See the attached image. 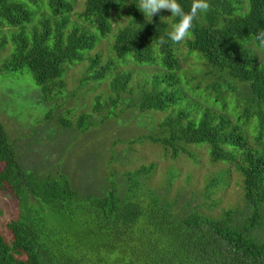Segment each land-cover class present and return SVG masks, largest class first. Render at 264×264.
I'll list each match as a JSON object with an SVG mask.
<instances>
[{
  "label": "trees",
  "instance_id": "trees-1",
  "mask_svg": "<svg viewBox=\"0 0 264 264\" xmlns=\"http://www.w3.org/2000/svg\"><path fill=\"white\" fill-rule=\"evenodd\" d=\"M74 1L0 0V50L7 42L2 30L19 29L12 35L15 48L1 71L27 68L43 98H55L65 88V65L92 51L97 33L106 37L111 32L112 12L124 7L129 21L114 34L111 52L122 63L131 60L155 69L139 85L137 102L129 99L126 106L165 116L155 131L128 144L159 145L171 159L179 154L192 158L188 146H208L211 163L227 164L241 174L243 206L212 217L199 212L190 200L182 201L180 194L169 200L159 189L146 186L154 163L125 172L120 181L111 172L108 188L81 192L59 171L27 172L0 123V191L18 201L19 211L17 219L6 225L10 240L0 236V264H264V241L258 234L264 217V45L257 39L264 31V0H207L209 10L200 13L184 41L188 54L201 59L218 80L214 103L225 105L220 89L242 95L246 107L237 121L183 93L179 43L169 38L178 16L169 25L158 18L148 21L139 0H86L78 16L82 21L76 23L69 19ZM178 3L189 12L193 0ZM256 50L263 60H258ZM114 68V61L102 63L97 53L88 60V79L103 81L110 75L115 98H108L106 117L93 121V114L106 106L97 98L93 112L81 113L75 124L57 117L60 128L74 126L81 131L117 116L115 107L132 72L111 74ZM251 116L255 128L250 139L240 123ZM51 117L50 113L46 119ZM228 173L226 169L220 176ZM212 185L206 187L207 195ZM73 225L101 242L84 245L83 236L70 231Z\"/></svg>",
  "mask_w": 264,
  "mask_h": 264
},
{
  "label": "rangeland",
  "instance_id": "rangeland-1",
  "mask_svg": "<svg viewBox=\"0 0 264 264\" xmlns=\"http://www.w3.org/2000/svg\"><path fill=\"white\" fill-rule=\"evenodd\" d=\"M85 1H74L73 10L69 14L70 21L81 23L82 20L78 16L84 9ZM42 10L45 11V8L42 7ZM146 18L148 21L158 18L169 25L173 22V16L167 11L154 17L146 15ZM128 21L125 8L119 6L112 12V30L106 37L100 36L93 27L91 28V31L98 35L94 49L84 52L81 61L65 65L62 74L65 88L58 91L57 96L51 100L43 98L40 87L27 68L11 73L1 71L2 65L10 59L14 51L15 45L11 38L19 29L6 27L2 30L7 42L0 50V123L18 162L28 166H25L27 172L38 168L40 174L59 171L81 192L99 187L108 188L111 172H114L117 181H120V176L125 172L134 171L142 164L147 166L154 163L155 168L148 177L146 186L159 189L169 200L180 194L182 201L190 200L192 205H197L199 212L212 217H220L227 209H241V174L227 164L211 163L208 146H188L187 151L192 153V158L179 154L177 158L171 159L169 155H164L159 145L145 141L128 144L129 140L139 135L155 131L156 124L165 117L164 113H141L136 108L128 109L126 106L129 99L137 102L141 96L139 85L155 70L133 64L131 60L122 63L116 60L111 52L114 34ZM174 26L171 25L172 28ZM184 41L178 45V54L181 59L179 75L183 80L182 91L185 96L200 104L204 103L233 120L239 115L243 116L246 103L239 92L220 89L225 98V105L219 101L213 102L216 101L214 87L217 86L218 80L201 59L188 54ZM96 53L100 54L102 63L109 59L114 61L116 68L111 74L131 70L132 80L115 107L116 117H109L106 122L95 127H84L81 131L74 126L64 130L55 122L57 117L72 120L75 124L81 113L93 112L92 106L95 100L100 98L101 103L106 106H103L101 113L93 114V121L97 123L105 118L110 110L108 98H115L109 88L110 75L103 81L88 79V60ZM257 54L258 60H263L259 51ZM50 113L52 117L46 119ZM245 122L241 121L240 124L251 139L255 128L254 117L251 116L249 121ZM245 136L247 137L246 134ZM226 169H229L228 175L220 176ZM210 184L213 185L207 195L206 187ZM18 214V201L10 193L0 191V236L6 241L10 240L6 225L9 221L17 219ZM70 231L79 232L86 246L101 242L99 237L89 235L90 233L80 226L73 225ZM258 234L264 241V217Z\"/></svg>",
  "mask_w": 264,
  "mask_h": 264
},
{
  "label": "clouds",
  "instance_id": "clouds-1",
  "mask_svg": "<svg viewBox=\"0 0 264 264\" xmlns=\"http://www.w3.org/2000/svg\"><path fill=\"white\" fill-rule=\"evenodd\" d=\"M210 8L207 0H193L191 10L185 12L178 0H139V9L144 15L155 16L163 11L171 13L172 16H178L177 23L169 38L174 43H181L187 39L194 27V21L199 17L200 13H206ZM257 39L264 45V31L260 32ZM164 41L161 40V43Z\"/></svg>",
  "mask_w": 264,
  "mask_h": 264
}]
</instances>
